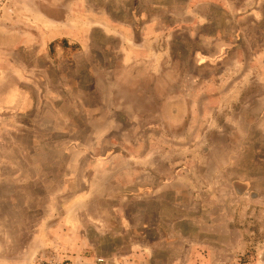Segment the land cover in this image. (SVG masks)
<instances>
[{"label":"rangeland","instance_id":"374dc122","mask_svg":"<svg viewBox=\"0 0 264 264\" xmlns=\"http://www.w3.org/2000/svg\"><path fill=\"white\" fill-rule=\"evenodd\" d=\"M2 2L0 264H264V0Z\"/></svg>","mask_w":264,"mask_h":264},{"label":"crops","instance_id":"0c3cea01","mask_svg":"<svg viewBox=\"0 0 264 264\" xmlns=\"http://www.w3.org/2000/svg\"><path fill=\"white\" fill-rule=\"evenodd\" d=\"M64 33H65V35H60V36H57V37H55L54 39H53V41H55V40H58V39H60V38H68V37H70L71 39H72V42H74L73 40H75L74 39V36L76 35V34H78L77 33V31H74V29L72 28L71 30H69V31H64ZM76 41V40H75ZM78 264H89V262H87V261H81L80 263H78Z\"/></svg>","mask_w":264,"mask_h":264},{"label":"built area","instance_id":"2783aa9c","mask_svg":"<svg viewBox=\"0 0 264 264\" xmlns=\"http://www.w3.org/2000/svg\"><path fill=\"white\" fill-rule=\"evenodd\" d=\"M2 6H3V2H2V0H0V12L2 10ZM40 264H70V263L67 260L50 258V259H45V261H42V263H40Z\"/></svg>","mask_w":264,"mask_h":264}]
</instances>
